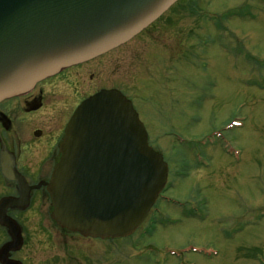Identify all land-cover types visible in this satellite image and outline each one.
Listing matches in <instances>:
<instances>
[{"label":"rangeland","instance_id":"rangeland-1","mask_svg":"<svg viewBox=\"0 0 264 264\" xmlns=\"http://www.w3.org/2000/svg\"><path fill=\"white\" fill-rule=\"evenodd\" d=\"M78 80L65 86L78 100L102 87L132 100L167 184L125 237L29 211L26 264H264V0H178Z\"/></svg>","mask_w":264,"mask_h":264},{"label":"water","instance_id":"water-1","mask_svg":"<svg viewBox=\"0 0 264 264\" xmlns=\"http://www.w3.org/2000/svg\"><path fill=\"white\" fill-rule=\"evenodd\" d=\"M176 1L0 0V98L126 42ZM60 148L49 185L52 218L72 232L130 235L167 182V163L117 89L77 107Z\"/></svg>","mask_w":264,"mask_h":264},{"label":"flooded vegetation","instance_id":"flooded-vegetation-1","mask_svg":"<svg viewBox=\"0 0 264 264\" xmlns=\"http://www.w3.org/2000/svg\"><path fill=\"white\" fill-rule=\"evenodd\" d=\"M167 10L134 36L145 31ZM126 42L92 58L61 66L54 73L36 80L26 90L0 98V264H26V213L31 210L41 221L49 216L63 232L103 238L85 236L60 227L52 218L49 185L61 157L60 147L67 123L77 107L102 89L122 92L117 87H102L78 100L76 94L70 93L65 86L80 83L79 74L84 76L97 58ZM83 66L88 68L78 73ZM9 246L12 247L6 251Z\"/></svg>","mask_w":264,"mask_h":264}]
</instances>
